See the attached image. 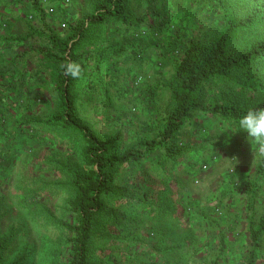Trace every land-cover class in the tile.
<instances>
[{
  "label": "rangeland",
  "instance_id": "1",
  "mask_svg": "<svg viewBox=\"0 0 264 264\" xmlns=\"http://www.w3.org/2000/svg\"><path fill=\"white\" fill-rule=\"evenodd\" d=\"M93 1L72 0L65 6L49 4L46 0L37 3L35 0H0V14L6 12L15 20L12 36L0 42V67L5 71L9 68L3 64L16 62L21 70V63L35 62L33 69L24 72L27 87L21 86L23 91L15 94L19 96V104L8 105L4 113L9 118L6 130L10 133L13 130L19 133L18 119L23 111L29 112L21 100L31 101L35 97L30 99L28 94L29 86L32 88L29 74L40 68L38 64L45 53L52 50L56 53L47 40L49 30L55 31L60 41H66L73 34L71 27L91 15ZM39 2L45 9L44 15L36 10ZM52 5L57 8L53 14L47 12ZM126 11L134 19L146 16L149 25L155 24L156 16L163 13L162 20L168 22L164 39L176 37L183 31L194 37L197 20H203L206 13L186 0H137L127 4ZM215 17L218 20L219 15ZM0 34L6 33L0 28ZM95 35L86 45H81V51L91 48L97 38ZM106 37L105 32L102 38ZM159 55V49H152L139 65L134 61L126 63L122 54L108 56L99 71H95L92 62L85 73L93 80L94 90L88 89L86 79L78 89L81 121L98 136L117 140L121 150L141 147L143 141L152 139L158 118L171 110V92L166 85L173 68L159 71L153 63ZM134 75L138 76L137 81L132 78ZM149 89L157 90L155 111H159L161 117L153 116L150 96H145ZM233 96L244 103L256 102L254 97L238 91H234ZM36 108L39 109L29 113L39 118L55 111V106L51 110ZM194 118L203 124L207 138L201 139L187 123L183 135L185 147L190 151L181 169L170 171L169 176L143 173V179L142 174L139 176L137 190L125 189L123 181H117L116 193L107 205L111 221L105 222L104 232L96 235V264H249L254 256L257 257L254 264H264V235L260 248L253 250L246 218L251 202L247 186L253 184L257 192L254 221L258 224L259 220H264V177L257 175L264 156V126L235 131L227 122L210 120L201 114ZM8 144L13 147L14 161L6 177L13 178V183L5 187L6 173L0 171L2 264H66L71 253L68 234L57 223H74V215L69 210L72 193L65 187L69 177L45 164L54 161L84 167L81 147L72 150L61 145L60 149L50 135L37 144L32 138L15 134L8 138ZM199 152H203L205 161L210 163L207 169L201 167L202 161L197 163ZM216 152L218 158L213 160ZM34 154L41 158L39 163L33 160ZM189 169L194 175L186 176L185 170ZM125 175L121 173L120 177ZM144 191H149L154 201H161L171 212L179 211L181 222L173 217L146 216L140 207H128L129 196L140 197ZM203 214H207V218ZM150 257L153 260L150 261Z\"/></svg>",
  "mask_w": 264,
  "mask_h": 264
},
{
  "label": "trees",
  "instance_id": "2",
  "mask_svg": "<svg viewBox=\"0 0 264 264\" xmlns=\"http://www.w3.org/2000/svg\"><path fill=\"white\" fill-rule=\"evenodd\" d=\"M136 1H93L91 15L71 27L73 34L66 41H60L56 32L49 30L47 40L56 53L53 50L45 53L38 64L40 68L29 74L32 75L29 80L32 88L29 86L31 90L28 94L30 99L33 95L35 97L31 101L23 98L21 103L26 105L29 112L39 109L36 107L51 110L54 106L55 111L51 110L49 116L42 118L23 111L18 119L19 133L6 130L9 118L4 113L8 105L13 107V104H19V96L15 94L27 87L24 72L33 69L35 62L21 63V70H18L16 62L3 64V67L9 68L5 71L0 67V171L6 173L4 177L11 173L10 163L14 161L11 157L13 147L8 144V138L12 135H24L37 144L50 135L60 149L62 146L72 150L81 147L80 156L84 167L54 161L45 164L60 169L69 177L65 187L72 193L69 210L74 215V223H57L68 234L67 245L71 253L66 264H96V235L104 232L105 222L111 221L107 205L116 193L117 181H123L125 189L137 190L139 176L142 174L143 179V173L169 176L170 171L182 168L190 151L185 147L183 135L187 123L192 125L193 132L201 139L207 138L204 137L206 131L203 124L196 122L194 115L201 114L210 120L227 122L235 131L261 129L264 126V0H186L189 5L198 6L199 11L206 12L204 19L197 20L194 37H189L183 31V34L169 39L163 37L168 23L162 20L163 13L156 16L158 20L153 25H149L146 16L131 17L126 5ZM37 2L35 0L34 3ZM43 9L39 2L36 10L44 15ZM216 15L220 19L217 20ZM13 23L14 19L9 14H0V28L6 33L4 36L0 34V42L12 36ZM105 32L108 37L102 38ZM94 33L97 38L91 43V48L81 51V45H86ZM152 49L160 50L159 57L153 60L159 71L173 68L166 85L171 92V110L166 116L155 111L157 90L149 89L145 96H150L149 105L155 111L153 116H163L157 120L155 136L143 141L141 147L121 150L117 140L98 136L88 124L81 121V104L77 92L84 79L85 83H89L88 89L94 90L93 80L85 73L92 62L96 66L95 71H99L106 57L122 54L126 57V63L134 61L139 65ZM136 76L132 78H137V81L139 78ZM90 91L85 90V93ZM234 91L244 96L248 94L256 102L253 105L244 103V100L233 96ZM208 95L210 97L207 98ZM218 155L216 152L213 160ZM33 156V160L39 163V155ZM197 158V163L202 161V168L210 166L203 152H199ZM121 173L126 175L120 177ZM185 174L191 176L194 172L189 169L185 170ZM257 175L264 177V156L260 160ZM6 182L5 187L11 186L13 178L6 177ZM247 193L251 202L246 218L251 246L257 250L264 235V220H259L258 224L254 221L257 192L253 184H248ZM26 197H29L27 192ZM129 198L128 207H140L143 215H158L165 219L173 217L181 222L179 211L171 212L161 201H154L149 191H144L140 197L131 194ZM203 217L207 218V214H203ZM2 250L0 247V264ZM256 259L254 256L249 264H254ZM151 260L153 257H150Z\"/></svg>",
  "mask_w": 264,
  "mask_h": 264
},
{
  "label": "built area",
  "instance_id": "3",
  "mask_svg": "<svg viewBox=\"0 0 264 264\" xmlns=\"http://www.w3.org/2000/svg\"><path fill=\"white\" fill-rule=\"evenodd\" d=\"M71 1L72 0H46V3L50 4L51 2H54L55 4H61V5L68 6L69 4H71ZM53 5L48 10L51 14L55 13L56 11V6H53Z\"/></svg>",
  "mask_w": 264,
  "mask_h": 264
},
{
  "label": "crops",
  "instance_id": "4",
  "mask_svg": "<svg viewBox=\"0 0 264 264\" xmlns=\"http://www.w3.org/2000/svg\"><path fill=\"white\" fill-rule=\"evenodd\" d=\"M14 22H15V20H14Z\"/></svg>",
  "mask_w": 264,
  "mask_h": 264
}]
</instances>
